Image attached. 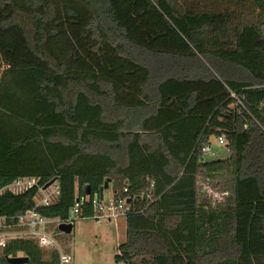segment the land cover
Here are the masks:
<instances>
[{
	"label": "trees",
	"instance_id": "obj_1",
	"mask_svg": "<svg viewBox=\"0 0 264 264\" xmlns=\"http://www.w3.org/2000/svg\"><path fill=\"white\" fill-rule=\"evenodd\" d=\"M0 111L77 134H27L3 150L8 162L31 141L75 148L51 170L0 168V189L29 175L59 188L36 207V188L3 190L9 223L33 208L65 220L86 185L77 220L91 217L109 178L112 198L129 200L115 263L264 264V0H0ZM219 134L224 155L204 153ZM135 141L159 155L168 182L130 170ZM19 254L59 261L57 250L14 238L0 264Z\"/></svg>",
	"mask_w": 264,
	"mask_h": 264
},
{
	"label": "rangeland",
	"instance_id": "obj_2",
	"mask_svg": "<svg viewBox=\"0 0 264 264\" xmlns=\"http://www.w3.org/2000/svg\"><path fill=\"white\" fill-rule=\"evenodd\" d=\"M194 123V122H193ZM189 125V124H188ZM30 126V127H29ZM182 126L181 130L185 134L187 125ZM189 126H194L190 124ZM179 127V126H178ZM192 128V127H191ZM175 130V129H174ZM177 130V129H176ZM36 133V137H44L51 133H61L69 138L75 139L77 137L76 131L74 129H64L62 127H51L45 129H35L29 123L20 120L19 118L12 116L4 111H0V168L7 169V164H10L14 160L16 163H21L25 158L31 159L33 154L42 155L43 152L51 150L50 156V166H45L46 170H51L56 167L59 162H62L67 158L75 148H64L61 145H49L44 141H31L24 148H26L25 155L22 159L21 156L17 155L7 162V159H2V152L6 148H10L14 142L20 140L24 136L32 135ZM88 132L83 133L85 136ZM96 133V132H95ZM98 134V133H96ZM108 137H114V134H101ZM183 140L186 142V150L191 147L192 136L186 134ZM172 145L176 146V142H171ZM211 144L220 148L221 154L224 155V147H220L215 142V137H211ZM181 145V144H180ZM182 146H178L177 150H181ZM58 148V150H57ZM183 148V147H182ZM29 152V155H27ZM130 153L132 158L130 170H151L156 171L163 178L164 183L168 182L169 179L163 175L162 167L159 162V155L157 154H146L144 147L135 141L130 147ZM37 156H35L36 158ZM18 160V161H17ZM38 162H43L40 158ZM15 163V164H16ZM4 166V167H2ZM104 201H107L112 196V189L109 187L103 192ZM118 231L120 235L119 242L125 239L126 223L125 217L121 216L117 220ZM55 226L51 224L49 226L50 231H54ZM57 231L55 230V233ZM114 221L106 220H93L84 219L77 220L73 224V230L70 234L59 233L56 236L59 238L63 248L71 255V264H112L113 258L112 254L115 253L118 240L115 236ZM18 256H21L19 254ZM113 264H123V263H113Z\"/></svg>",
	"mask_w": 264,
	"mask_h": 264
},
{
	"label": "built area",
	"instance_id": "obj_3",
	"mask_svg": "<svg viewBox=\"0 0 264 264\" xmlns=\"http://www.w3.org/2000/svg\"><path fill=\"white\" fill-rule=\"evenodd\" d=\"M215 142L220 147H225L226 139L222 134H219L215 137ZM211 144H208L203 147V152L211 156H217L219 151H217ZM153 185V184H152ZM202 191L205 195L211 198L213 201L222 200V194L214 190L208 182H201ZM30 188H36L37 192L34 196L35 207L36 206H49L52 204L59 193V188L56 182L45 187L39 183V178L37 176H19L12 183L7 185L5 188L0 189V193L3 190L8 189L12 193H21ZM126 191V188H124ZM104 194V193H103ZM103 194L99 197L94 195L91 198V204L94 210V214L88 218L84 219H93L97 221L106 220L114 221L115 227V236L118 240L117 248L112 258L114 261V256L120 254L119 249V229H118V218L123 216L125 217L127 211L129 210L128 198L115 200L112 196L104 201ZM152 194H147V197L151 198ZM136 197V195H133ZM90 200L89 194L80 196L75 200L74 206L70 208L68 217L65 220H60L58 218L50 219L40 215L35 208L25 211L23 214L17 217V222L15 224L9 223V217L0 215V252L1 249L5 246L7 241L14 238H30L37 242L38 246L42 249H54L59 253L58 264H71L72 258L71 255L63 248L59 238L56 236L59 233H62L58 230L59 223L65 222L74 224L75 220L79 218L80 212L84 210L86 202ZM54 224V231L49 230V226ZM55 230L57 231L55 233ZM115 263L112 262V264ZM26 264V263H25Z\"/></svg>",
	"mask_w": 264,
	"mask_h": 264
},
{
	"label": "crops",
	"instance_id": "obj_4",
	"mask_svg": "<svg viewBox=\"0 0 264 264\" xmlns=\"http://www.w3.org/2000/svg\"><path fill=\"white\" fill-rule=\"evenodd\" d=\"M64 129H67V128H64ZM24 149L26 150V148H22L17 153H15L14 155L15 156L19 155L23 159L25 152H26ZM57 150H58V148H57ZM49 153H51V150L43 152L42 155L33 154L31 159L25 158L24 160H22L21 163H16L14 160H12V162L10 164H7V172L32 174V173L47 171L45 169V166H50L51 162H50L49 158H50V156H52V155H48ZM14 155H13V157H14ZM27 155H29V152H27ZM35 156H37V157L35 158ZM39 156L43 160V162L37 161L39 159Z\"/></svg>",
	"mask_w": 264,
	"mask_h": 264
},
{
	"label": "water",
	"instance_id": "obj_5",
	"mask_svg": "<svg viewBox=\"0 0 264 264\" xmlns=\"http://www.w3.org/2000/svg\"><path fill=\"white\" fill-rule=\"evenodd\" d=\"M55 178L51 179L49 182H47L45 184V187L49 186L50 184L54 183L55 182ZM109 181L110 179L107 178L105 181H104V184L100 187V192L103 193V191L105 189L108 188V184H109ZM85 192L86 194H89V186L86 185L85 187ZM58 230L62 233H65V234H70L73 230V223L70 222V223H65V222H62V223H59L58 225ZM28 262V258L25 257V256H14V257H8L7 258V263L8 264H25Z\"/></svg>",
	"mask_w": 264,
	"mask_h": 264
}]
</instances>
